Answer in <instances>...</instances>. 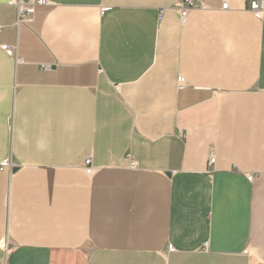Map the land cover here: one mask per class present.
<instances>
[{"label":"crops","instance_id":"0c3cea01","mask_svg":"<svg viewBox=\"0 0 264 264\" xmlns=\"http://www.w3.org/2000/svg\"><path fill=\"white\" fill-rule=\"evenodd\" d=\"M16 1L0 264H264V0Z\"/></svg>","mask_w":264,"mask_h":264},{"label":"built area","instance_id":"2783aa9c","mask_svg":"<svg viewBox=\"0 0 264 264\" xmlns=\"http://www.w3.org/2000/svg\"><path fill=\"white\" fill-rule=\"evenodd\" d=\"M46 3L43 0H35L34 2L30 3V4H23L22 2L16 1L13 2V5H15L16 9H17V22L18 23H27L30 22L31 17L34 13V7L36 5H45ZM195 7V2L192 0H182L179 4H177L176 9L179 11L180 16H181V20L184 21L185 18L187 17L188 13L190 12V10H192ZM222 10H227L228 9V5L227 3H224L221 6ZM250 9L252 12L256 13V14H262L264 13V6L259 3V2H253L250 5ZM161 18V14L159 16V20ZM3 50L9 55L12 56V50L7 48V47H3ZM215 162V158H209V165H212ZM133 162H131V167L133 166ZM1 170L3 169H7L8 171H12L13 166L9 161H5L1 164L0 166ZM85 173L90 175L92 173V168L90 167V160H86L85 162ZM172 251V248H169Z\"/></svg>","mask_w":264,"mask_h":264},{"label":"water","instance_id":"95a60500","mask_svg":"<svg viewBox=\"0 0 264 264\" xmlns=\"http://www.w3.org/2000/svg\"><path fill=\"white\" fill-rule=\"evenodd\" d=\"M13 172H16V169H14Z\"/></svg>","mask_w":264,"mask_h":264}]
</instances>
